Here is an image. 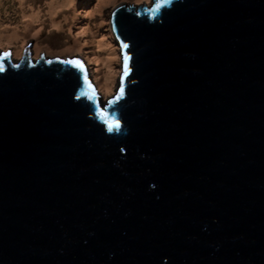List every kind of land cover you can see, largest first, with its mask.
<instances>
[{"label":"water","instance_id":"95a60500","mask_svg":"<svg viewBox=\"0 0 264 264\" xmlns=\"http://www.w3.org/2000/svg\"><path fill=\"white\" fill-rule=\"evenodd\" d=\"M94 27L101 97L79 56L0 53V264H264V0Z\"/></svg>","mask_w":264,"mask_h":264},{"label":"rangeland","instance_id":"374dc122","mask_svg":"<svg viewBox=\"0 0 264 264\" xmlns=\"http://www.w3.org/2000/svg\"><path fill=\"white\" fill-rule=\"evenodd\" d=\"M43 2L44 0H38V3ZM76 2L78 4L76 3L75 5L78 7H75L78 11L80 10L81 14H84L83 16L79 15L80 20H78V25L81 26L80 28L75 26L70 29L69 25H65L63 28H50L41 19L40 22L33 23L34 28L31 26L30 28H26V30L21 29L22 33L17 42L6 43L7 41L2 40L0 42V53L10 51L12 59L17 61L21 59L25 48L30 45L29 49L34 59H38L43 54L50 59L54 57L68 58L82 56L86 63L88 74L96 85L97 92L99 90L103 92L104 66L97 60L98 56L94 54V45H87V39L80 31L82 27L85 28L87 26L89 21L88 13L95 8L98 0H76ZM138 2L139 0H110L107 4H103L100 10L92 16L93 21L90 23L93 25L96 16L104 12H111L119 4L137 6ZM16 6L11 1L2 0L0 3V26L13 27L20 24L21 18L20 14L16 13ZM57 16L61 17V14ZM102 92H99L100 97Z\"/></svg>","mask_w":264,"mask_h":264},{"label":"bare ground","instance_id":"6f19581e","mask_svg":"<svg viewBox=\"0 0 264 264\" xmlns=\"http://www.w3.org/2000/svg\"><path fill=\"white\" fill-rule=\"evenodd\" d=\"M11 1L12 4L16 6V13L20 14V24H17L13 27H3L0 26V42L2 40L7 41L6 43H14L20 39L21 29L26 30L34 25L33 23H38L42 19L48 27L53 28H63L65 25H69V28L72 29L75 26L81 27L78 25V20H80L79 15L83 16L84 14L78 11L75 4L76 0H44L43 3H38V0H7ZM86 1V0H85ZM110 0H98L97 5L89 13V21L87 26L80 29L81 33L86 37L87 45H94L93 50L96 54L97 60L103 64V59L101 51L96 39L95 27L90 22L93 21L92 16L98 12L103 4H107ZM2 0H0V3ZM78 4V3H77ZM76 6V7H75ZM61 14V17L57 15ZM59 18V19H58ZM76 40V38H74ZM82 58V56H81ZM83 59V58H82ZM104 71V69H103ZM102 71V72H103ZM97 87H99L97 85ZM100 88V87H99ZM101 89V88H100ZM99 92H102L99 90Z\"/></svg>","mask_w":264,"mask_h":264},{"label":"snow or ice","instance_id":"6c2138e0","mask_svg":"<svg viewBox=\"0 0 264 264\" xmlns=\"http://www.w3.org/2000/svg\"><path fill=\"white\" fill-rule=\"evenodd\" d=\"M69 63H74V64H76L77 66H80L79 61H69ZM102 115H103V114H102ZM115 126H116V127H119V124H118V123H115ZM112 127H113V122H110V123H109V130H111Z\"/></svg>","mask_w":264,"mask_h":264}]
</instances>
